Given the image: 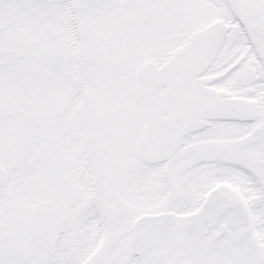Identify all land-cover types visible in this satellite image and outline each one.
<instances>
[{
	"label": "snow or ice",
	"instance_id": "snow-or-ice-1",
	"mask_svg": "<svg viewBox=\"0 0 264 264\" xmlns=\"http://www.w3.org/2000/svg\"><path fill=\"white\" fill-rule=\"evenodd\" d=\"M0 264H264V0H0Z\"/></svg>",
	"mask_w": 264,
	"mask_h": 264
}]
</instances>
